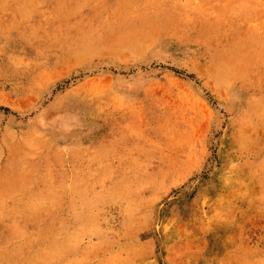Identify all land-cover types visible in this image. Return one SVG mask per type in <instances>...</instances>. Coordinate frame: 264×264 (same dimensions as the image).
Masks as SVG:
<instances>
[{
	"label": "rangeland",
	"instance_id": "1",
	"mask_svg": "<svg viewBox=\"0 0 264 264\" xmlns=\"http://www.w3.org/2000/svg\"><path fill=\"white\" fill-rule=\"evenodd\" d=\"M0 264H264V0H0Z\"/></svg>",
	"mask_w": 264,
	"mask_h": 264
},
{
	"label": "bare ground",
	"instance_id": "2",
	"mask_svg": "<svg viewBox=\"0 0 264 264\" xmlns=\"http://www.w3.org/2000/svg\"><path fill=\"white\" fill-rule=\"evenodd\" d=\"M17 176V175H16ZM17 182L18 183H25V180H29L28 178H26L24 175L21 177V180L17 179ZM101 200V199H100ZM99 201V200H98ZM95 205V204H94ZM92 213V212H91ZM90 216V215H89ZM88 216V217H89ZM87 219V218H86ZM85 220V219H84ZM83 223V222H82ZM68 235V233H67ZM69 237H66L63 233H55L53 235V238L52 240L55 241L56 243H60V242H63V241H67Z\"/></svg>",
	"mask_w": 264,
	"mask_h": 264
}]
</instances>
